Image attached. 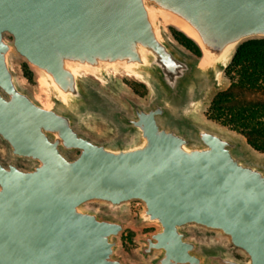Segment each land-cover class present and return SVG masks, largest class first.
Segmentation results:
<instances>
[{
    "label": "water",
    "instance_id": "water-1",
    "mask_svg": "<svg viewBox=\"0 0 264 264\" xmlns=\"http://www.w3.org/2000/svg\"><path fill=\"white\" fill-rule=\"evenodd\" d=\"M163 18L191 35L172 25L199 57L162 34ZM250 38H264V0H0V138L13 159L34 163L0 161V264H130L115 255L123 223L85 210L93 199L144 202L160 226L140 238L143 255L161 251L152 264H264V166L246 162L238 141L195 126L196 141L173 124L190 93ZM11 54L68 105L46 108L21 89ZM74 66L96 76L129 68L154 84L150 105L130 101L133 116H118L136 142H92L75 128L78 112L103 106ZM189 223L221 230L249 261L222 248L199 254L181 230Z\"/></svg>",
    "mask_w": 264,
    "mask_h": 264
},
{
    "label": "rangeland",
    "instance_id": "rangeland-1",
    "mask_svg": "<svg viewBox=\"0 0 264 264\" xmlns=\"http://www.w3.org/2000/svg\"><path fill=\"white\" fill-rule=\"evenodd\" d=\"M162 34L186 56L199 57V47L183 32L174 26L160 20ZM177 33H181L190 40L197 48L185 45L186 43ZM11 40L9 35H6ZM254 39H246L240 44ZM10 68L14 73L17 85L28 92L40 104H46L51 108L59 107L58 93L50 83L39 82V72L19 55H10ZM231 62V61H230ZM228 66V65H227ZM226 69V68H225ZM225 69L216 77L213 82L205 81L197 90L190 93L187 102L177 112L174 119V126L189 132V135L198 140L192 128L202 127L216 132L240 143L239 152L246 162L264 166V151L255 150L246 140L232 130L229 125L216 121L210 117V106L215 94L226 89L230 80L225 74ZM95 76L83 73L85 83L97 94L102 103V110H83L77 113L74 123L75 128L92 142L105 143L111 146L118 144L130 145L136 142L138 133L128 129L127 125L118 119L119 115L132 117L133 110L130 101H134L142 107L152 103L157 97L154 84L142 77V80L132 75H126L122 69L106 71V75ZM44 106V105H43ZM45 107V106H44ZM78 150L69 151L66 155L75 158ZM0 161L7 164L14 161L17 166L29 169L34 163L27 159H13L10 155L8 144L0 138ZM85 210L97 213L100 217H109L121 221L123 230L116 236L117 246L115 255L121 257L130 264H152V261L161 254L160 250H154L151 254L143 255L141 248L145 244L140 238L150 235L160 229L156 222H150L145 215L144 202L133 199L112 205L103 200H89L83 204ZM181 230L187 233L186 238L198 244L197 252L202 253L204 249L222 248L233 257L242 262H248V255L240 248L235 247L228 235L219 229L207 228L195 223L183 225Z\"/></svg>",
    "mask_w": 264,
    "mask_h": 264
},
{
    "label": "trees",
    "instance_id": "trees-1",
    "mask_svg": "<svg viewBox=\"0 0 264 264\" xmlns=\"http://www.w3.org/2000/svg\"><path fill=\"white\" fill-rule=\"evenodd\" d=\"M177 35L197 50L183 34ZM225 74L230 84L213 97L210 117L229 125L255 150L264 151V39L240 44Z\"/></svg>",
    "mask_w": 264,
    "mask_h": 264
},
{
    "label": "bare ground",
    "instance_id": "bare-ground-1",
    "mask_svg": "<svg viewBox=\"0 0 264 264\" xmlns=\"http://www.w3.org/2000/svg\"><path fill=\"white\" fill-rule=\"evenodd\" d=\"M165 23H168V24H171V25H174V26H177L179 29H181L183 32H185L188 36H190L191 37V35L183 28V27H181V26H179V25H177V24H175V23H173L172 21H170V20H168V19H166V18H163L162 19ZM229 59H230V53H226L223 57H222V59H221V61H222V64H227V62L229 61ZM205 59H203L202 58V61H201V64H204L205 63ZM106 69L107 70H109V69H111V70H113V71H116L117 69H115V68H112V67H106ZM73 72L76 74V75H78V76H81L83 73H85V74H88V75H92V76H95L97 79H99L100 80V77L99 76H96L95 74H94V71H92L91 69H88V68H82V67H79V66H74L73 67ZM125 74L126 75H132V76H134L135 78H137V79H139V80H142V75L140 74V73H138V72H136V71H133V70H131V69H129V68H126L125 69ZM218 76V78H219V76H220V74H218L217 75ZM39 82L41 83V84H43V83H50L48 80H47V78L46 77H41V78H39ZM51 84V83H50ZM55 87V86H54ZM56 88V87H55ZM58 99H59V101H61L62 102V104L63 105H65V106H67L68 105V99H67V97L62 93V92H60V91H58ZM46 108H50V106H48V105H46V104H43Z\"/></svg>",
    "mask_w": 264,
    "mask_h": 264
}]
</instances>
